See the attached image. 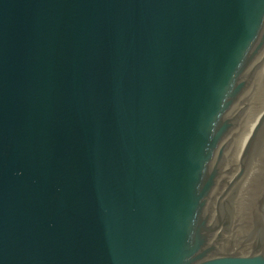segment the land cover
<instances>
[{"label": "water", "instance_id": "obj_1", "mask_svg": "<svg viewBox=\"0 0 264 264\" xmlns=\"http://www.w3.org/2000/svg\"><path fill=\"white\" fill-rule=\"evenodd\" d=\"M0 264H264V0H0Z\"/></svg>", "mask_w": 264, "mask_h": 264}]
</instances>
